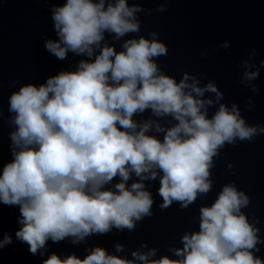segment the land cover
Here are the masks:
<instances>
[{"label": "clouds", "instance_id": "9594fccd", "mask_svg": "<svg viewBox=\"0 0 264 264\" xmlns=\"http://www.w3.org/2000/svg\"><path fill=\"white\" fill-rule=\"evenodd\" d=\"M51 11L59 39L46 40V50L59 60L69 52L89 59L39 86L24 84L9 97L13 159L0 173V203L18 206L21 227L15 236L32 255L49 240L72 238L75 244L113 229L135 230L136 222L152 215L154 200L144 181L155 180L158 172L161 210L174 202L187 208L211 190L210 169L221 149L264 133V126L246 123L236 104L221 103L223 93L214 83L201 87L187 72L179 82L164 74L157 60L168 48L157 33L126 39L120 51L102 44L105 33L119 40L140 31L136 14L143 9L138 5L130 7L128 0H66ZM244 63L243 79H257L259 69L247 71L251 65ZM252 90L258 92L255 85ZM205 93L214 94L215 101L205 99ZM217 104L209 116L208 109ZM146 110L176 123L165 128L133 119ZM153 126L164 133L162 140L147 134ZM133 174L138 180L129 187ZM115 177L120 178L115 190L107 188ZM248 204L243 191L226 184L210 207L199 209V231L185 233L183 247L173 250L180 259H148L156 249L133 251L132 256L143 264H264L254 254L264 240L241 211ZM11 243V236L4 235L0 249ZM122 247L117 244L116 251ZM43 264L134 260L97 246L83 259L74 254L61 259L52 253Z\"/></svg>", "mask_w": 264, "mask_h": 264}, {"label": "water", "instance_id": "95a60500", "mask_svg": "<svg viewBox=\"0 0 264 264\" xmlns=\"http://www.w3.org/2000/svg\"><path fill=\"white\" fill-rule=\"evenodd\" d=\"M65 2L0 0V173L4 164L13 159L9 133L15 126L9 119L14 114L8 111L11 93L27 83L39 86L60 71H75L81 59H89L69 52L66 59L59 60L45 48L46 40L59 39L51 10ZM128 4L143 9L136 14L141 22L140 31L119 40L105 33L102 44L107 43L120 51L126 39L141 35L151 38L150 33H157L158 39L168 48V54L157 60L164 74L179 82L182 74L187 72L198 79L201 87L214 83L223 93L221 103L229 107L236 104L248 125L264 126V67L261 66L264 62V0H128ZM161 7L166 11H158ZM225 43L227 47L223 46ZM244 62L251 65L247 71L259 69L257 79H243ZM252 85L258 92L252 90ZM204 98L215 101L212 93H205ZM218 106L208 109L209 116ZM133 119L138 123L151 120L165 128L176 123L170 116L153 115L151 110L137 114ZM147 134L162 140L164 133L156 132L153 126ZM213 164L211 190L206 195H198L187 208L181 209L174 202L171 207L161 210L163 201L158 189L162 173L158 172L155 180L144 181L145 189L151 192L154 200L152 215L136 222L135 230L113 229L104 235H90L75 244L72 238L58 243L49 240L36 255H32L29 246L15 236L21 227L18 206L0 203V239L4 235L12 238L11 244L0 249V264H43L52 253L61 259L73 254L83 259L97 246L110 255L134 260V264L143 262L132 256L133 251L148 253L151 249L156 252L148 257L150 260L163 256L180 259L173 250L183 247L185 233L199 231V209L210 207L226 184H232L249 197L248 206L241 211L249 223L259 229L258 236L264 240V133H258L252 141L238 140L235 145H226L213 158ZM137 180L133 174L127 186ZM118 182L120 178L115 177L106 187L115 190L114 185ZM117 244L123 246L119 252L116 251ZM257 248L259 251L254 254L264 260V243H259Z\"/></svg>", "mask_w": 264, "mask_h": 264}]
</instances>
